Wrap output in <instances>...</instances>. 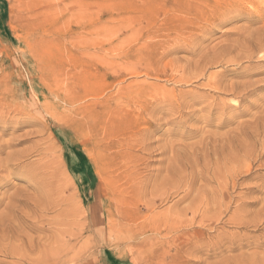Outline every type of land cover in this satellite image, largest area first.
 <instances>
[{
  "label": "rangeland",
  "instance_id": "1",
  "mask_svg": "<svg viewBox=\"0 0 264 264\" xmlns=\"http://www.w3.org/2000/svg\"><path fill=\"white\" fill-rule=\"evenodd\" d=\"M263 3L0 0V264H264Z\"/></svg>",
  "mask_w": 264,
  "mask_h": 264
},
{
  "label": "bare ground",
  "instance_id": "2",
  "mask_svg": "<svg viewBox=\"0 0 264 264\" xmlns=\"http://www.w3.org/2000/svg\"><path fill=\"white\" fill-rule=\"evenodd\" d=\"M258 1H259V0H258ZM246 3H248V2H246ZM246 3H245V4H246ZM258 4H259V3H258ZM263 4H264V3H263ZM258 6H259V5H258ZM258 6H257V7H258ZM235 8H236V7H235ZM234 10H235V9H234ZM259 17H260V16H259ZM263 28H264V27H263ZM249 29H250V28H249ZM259 29H260V28H259ZM255 31H256V30H255ZM255 31H254V32H255ZM251 32H252V31H251ZM254 32H253V34H254ZM259 32H260V30H259ZM255 34H258V31H257V33H255ZM263 34H264V33H263ZM246 35H247V34H246ZM246 35L244 34V38H245V39H244V38H242V39H243V40H246V41H247L246 43H248L249 40H247V38H246L247 36H246ZM259 35H260V34H258V36H259ZM245 36H246V37H245ZM251 36H252V35H251ZM253 36H256V35H253ZM238 39L242 40L241 37H240V38L238 37ZM248 39H249V38H248ZM234 40H235V39H234ZM236 40H237V39H236ZM240 40H239V41H240ZM251 40H252V39H251ZM237 42H238V41H237ZM237 42H236V43H237ZM260 42L263 44V43H264V39H261ZM238 43H239V42H238ZM238 43H237V44H238ZM243 43H244V42H243ZM229 44H233V43L230 42ZM250 44H251L250 47H252V43H250ZM242 45H243V46H242ZM242 45H240V46H241V47H244V44H242ZM250 47H249V49H247V51L251 49ZM254 47H255V46H254ZM252 48H253V47H252ZM220 49H221V47H220ZM220 49H219V50H220ZM245 49H246V48H245ZM211 50H212V49H211ZM217 50H218V49H217ZM219 50H218V51H219ZM221 50H222V49H221ZM221 50H220V51H221ZM227 50H229V49H227ZM232 50L235 51L234 49H232ZM243 50H244V49H243ZM251 50H252V49H251ZM222 51H223V53H224V49H223ZM229 51H230V50H229ZM238 51H239V50H238ZM208 52H210V51H208ZM216 52H217V51H215V54H217V53L220 54V56H219V59H220V57L222 56V54H221L222 52H217V53H216ZM226 52H227V51H226ZM226 52H225V53H226ZM230 52H231V51H230ZM235 52H236V51H235ZM210 53H211V52H210ZM212 53H214V52H212ZM212 53H211V54H212ZM227 53H228V52H227ZM227 53H226V54H227ZM240 53H242V52H240ZM240 53H239V54H240ZM250 53H251V52H250ZM259 53H261V52H259ZM259 53H258V55H259ZM199 54H200V53H199ZM199 54H198V56H199ZM201 54H202V53H201ZM233 54H235V53H233ZM243 54H245V52H244ZM261 54H262V53H261ZM203 55H204V54H203ZM203 55H201V56H203ZM206 55H207V54H205V57H206ZM208 55L210 56V54H208ZM223 55H224V54H223ZM227 55L229 56V54H227ZM211 56H212V55H211ZM215 56H216V55H215ZM217 56H218V55H217ZM224 56H225V58H226V55H224ZM224 56H223V57H224ZM262 56H263V55H262ZM207 57H208V56H207ZM230 57H231V56H230ZM254 57H255V56H254ZM200 58H201V57H200ZM200 58H199V60H200ZM208 58H209V57H208ZM211 58H212V57H211ZM234 58H235V57H234ZM259 58H260V57H259ZM202 59H203V58H202ZM204 59H205V58H204ZM209 59H210V58H209ZM213 59H215V58H212V60H213ZM221 59H222V58H221ZM221 59H220V60H221ZM232 59H233V57H232ZM262 59H263V58H262ZM199 60H198V64H200V65H199V67H200V66H202V65H201V63H199ZM216 60H217V57H216ZM220 60H218V61H220ZM228 60H229V59H228ZM238 60H239V59H238ZM202 61H203V60H202ZM202 61H200V62H202ZM208 61L211 62V60H207V62H208ZM221 61H222V60H221ZM221 61H220V62H221ZM245 61H246V60H245ZM196 62H197V61H196ZM213 62H214V61H213ZM213 62H211V63H213ZM220 62H219V63H220ZM231 62H232V61H231ZM231 62H230V63H231ZM247 62H248V61H247ZM202 63H204V62H202ZM215 63H216V61H215ZM226 63H227V62H226ZM205 64H209V63H206V62H205ZM216 64H217V63H216ZM220 64H221V63H220ZM209 65H210V64H209ZM197 66H198V65H197ZM203 66L205 67V65H203ZM236 66H238V65H236ZM240 66H241V65H240ZM199 67H198V68H199ZM204 67H203V68H204ZM243 67H244V66H243ZM246 67H247V66H246ZM238 68H239V67H238ZM238 68H237V69H238ZM244 68H245V67H244ZM201 70H202V68H201ZM194 71H196V70H194ZM194 71H193V73H195ZM197 71H198V70H197ZM199 71H200V70H199ZM237 71H238V70H237ZM245 71H246V70H245ZM248 71H249V70H248ZM251 72H252V70H251ZM253 72H254V71H253ZM196 73H197V72H196ZM196 73H195V74H196ZM215 73H216V72H215ZM219 73H220V72H219ZM239 73H240V72H239ZM258 73H259V72H258ZM195 74H194V75L191 74V76L193 75V76L195 77V76H196ZM197 74H198V73H197ZM241 74H242V73H241ZM244 74H245V73H244ZM204 75H205V74H204ZM216 75H218V74H216ZM216 75H215V78H214V79L217 78ZM245 75H247V73H246ZM191 76H190V78H193V77H191ZM199 76H200V75H199ZM212 76H214V75H211V78H212ZM240 76H241V75H240ZM243 76H244V75H243ZM202 77H203V76H202ZM202 77H201V78H202ZM218 77H219V76H218ZM246 77H247V76H246ZM185 78H186V77H184V80H185ZM211 78H210V79H211ZM240 78H241V77H240ZM247 78H249V77H247ZM253 78H254V77H253ZM186 79H187V78H186ZM208 79H209V78H208ZM219 79H221V78H219ZM223 79H224V78H223ZM182 80H183V78H182ZM187 80H188V79H187ZM221 80H222V79H221ZM261 80H262V79H261ZM261 80H260V81H261ZM188 81H189V80H188ZM205 81H206V80H205ZM216 81H217V80H216ZM222 81H223V80H222ZM225 81H226V80H225ZM225 81H224V82H225ZM238 81H239V80H238ZM242 81H243V80H242ZM251 81H252V80H251ZM185 82H187V81H185ZM220 82H221V81H219V83H220ZM205 83H206V82H205ZM211 83H212V82H211ZM217 83H218V82H217ZM225 83H226V82H225ZM240 83H241V82H240ZM255 83H257V82H255ZM209 85H211V84L208 83V86H209ZM214 85H215V84H214ZM214 85H213V86H214ZM217 85H218V84H217ZM252 85H253V84H252ZM261 85H262V84H261ZM261 85H260V86H261ZM229 87H230V86H229ZM255 87H256V86H255ZM209 88H210V87H209ZM213 88H215V87H213ZM215 89H216V88H215ZM253 89H254L253 91H255V89H257V88H253ZM218 90H219V89H218ZM248 90H249V89H248ZM250 90H251V89H250ZM147 92H148V90H147ZM172 92H173V90H172ZM244 92H245V91H244ZM247 92H248V91H247ZM257 92H258V90H257ZM150 93H151V92H150ZM163 93H165V92H163ZM175 93H176V92H175ZM147 94H148V93H147ZM166 94H167V93H166ZM181 94H182V92H181ZM244 94H245V93H244ZM254 94H255V93H254ZM148 95H149V94H148ZM148 95H147V97H148ZM156 95H157V94H156ZM156 95H155V96H156ZM159 95H160V94H159ZM182 95H184V94H182ZM145 96H146V95H145ZM169 96H170V95H169ZM188 96H189V95H188ZM224 96H225V95H224ZM240 96H241V95H240ZM245 96H246V94H245ZM245 96H244V97H245ZM161 97H162V95H161ZM165 97H166V96H165ZM191 97H192V95H191ZM227 97H228V96H227ZM148 98H149V97H148ZM171 98H172V97H171ZM171 98H170V99H171ZM189 98H190V97H189ZM196 98H197V97H196ZM232 98H233V97H232ZM238 98H239V97H238ZM247 98H248V97H247ZM149 99H150V98H149ZM162 99H163V98H162ZM173 99H174V98H173ZM194 99H195V98H194ZM147 100H148V99H147ZM153 100H154V99H153ZM153 100H152V101H153ZM156 100H157V99H156ZM174 100H175V99H174ZM222 100H223V99H222ZM237 100H239V99H237ZM237 100H236V101H237ZM169 101H170V100H169ZM171 101H172V100H171ZM175 101H176V100H175ZM175 101H172V102H175ZM192 101H193V100H192ZM239 101H240V100H239ZM239 101H238V102H239ZM241 101H243V100H241ZM241 101H240L239 103H241ZM153 102H154V101H153ZM159 102H160V98H159ZM159 102H158V103H159ZM176 102L178 103V100H177ZM194 102H195V101H194ZM201 102H202V101H201ZM218 102H219V101H218ZM222 102H223V101H220V104H221ZM230 102H231V101H230ZM230 102H229V103H230ZM198 103H199V102H198ZM198 103H197V104H198ZM211 103H212V102H211ZM232 103H233V102H232ZM153 104H155V103H153ZM192 104H193V103H192ZM209 104H210V103H209ZM215 104H216V103H215ZM226 104H227V102H226ZM176 105H177V104H176ZM194 105H195V104H194ZM202 105H203V104H202ZM202 105H201V106H202ZM213 105H214V104H213ZM213 105H212V106H213ZM218 105H219V103H218ZM218 105H217V106H218ZM223 105H224V102H223ZM229 105L231 106V104H229ZM232 105H233V104H232ZM150 106H151V105H150ZM152 106H153V105H152ZM156 106H157V105H156ZM168 106H170V105H168ZM201 106H200V107H201ZM207 106H208V105H207ZM207 106H206V108H209V107H207ZM210 106H211V104H210ZM157 107H158V106H157ZM188 107H189V106H188ZM228 107H229V106H228ZM147 108H148V107H147ZM161 108H162V107H161ZM204 108H205V107H204ZM214 108H215V107H214ZM219 108H220V107H219ZM221 108H222V107H221ZM231 108H232V107H231ZM234 108H235V107H234ZM90 109H91V108H90ZM138 109H139V108H138ZM138 109H136V110L138 111ZM165 109H166V108H165ZM178 109H179V108H178ZM147 110H148V109H147ZM157 110L161 111L160 109H157ZM163 110H164V109H162V111H163ZM168 110H169V109H168ZM201 110H203V109L201 108ZM227 110H228V109H227ZM230 110H232V109H230ZM0 111H1V107H0ZM87 111H88V110H87ZM120 111H121V110H120ZM143 111H144V110H143ZM143 111H142V112H143ZM164 111H165V110H164ZM198 111H199V110H198ZM2 112H3V111H2ZM92 112H94V111H92ZM95 112H96V111H95ZM126 112H127V111H126ZM130 112H131V111H130ZM226 113H227V112H226ZM88 114H91V113H88ZM88 114H87V115H88ZM100 114H101V113H100ZM100 114H98V117L100 116ZM125 114H126V113H125ZM135 114H136V113H135ZM181 114H182V113H181ZM93 115H94V114H93ZM101 115H102V114H101ZM187 115H188V114H187ZM205 115H206V114H205ZM207 115H208V114H207ZM122 116H123V115H122ZM124 116H125V115H124ZM136 116H137V115H136ZM136 116H135V117H136ZM148 116H149V115H148ZM106 117H107V116H106ZM108 117H109V116H108ZM185 117H187V116H185ZM89 118H90V117H89ZM128 118H129V117H128ZM130 118H131V117H130ZM104 119H105V118H104ZM88 120H89V119H88ZM99 120H100V119H99ZM102 120H103V119H102ZM102 120H101V121H102ZM107 120H110V118L107 119ZM136 120H137V119H136ZM227 120H228V119H227ZM2 121H3V120H2ZM95 121H96V117H95ZM164 121H165V120H164ZM82 122L84 123V121H82ZM85 122H86V120H85ZM96 122H97V121H96ZM138 122H139V121H138ZM144 122H145V121H144ZM149 122H150V121H149ZM110 123H111V122H110ZM145 123H146V122H145ZM263 123H264V122H263ZM1 124H2V122H1ZM85 124H86V123H85ZM96 124H99V123H96ZM103 124H104V121H103ZM105 124H106V123H105ZM107 124H108V123H107ZM158 124H160V123H158ZM220 124H221V123H220ZM248 124H250V123H248ZM248 124H247V125H248ZM256 124H258V123H256ZM4 125H5V124H4ZM101 125H102V124H101ZM111 125H112V124H111ZM111 125L109 124V125H107V126L110 127ZM222 125H223V124H222ZM83 126H84V125H83ZM88 126H89V125H88ZM105 126H106V125H105ZM217 126H218V125H217ZM256 126H257V125H256ZM260 126H263V125L260 124ZM102 127H103V126H102ZM248 127H249V125H248ZM110 128H111V127H110ZM110 128H109V129H110ZM148 128H149V127H148ZM242 128H243V127H242ZM252 128H253V127H252ZM93 129H94V127H93ZM99 129H101V128H99ZM254 129H255V128H254ZM132 130H133V129H132ZM139 130H140V129H139ZM255 130H256V129H255ZM260 130H261V129H260ZM106 131H108V129H107ZM109 131H110V130H109ZM141 131H142V130H141ZM148 132H149V131H148ZM150 132H151V131H150ZM250 132H251V131H250ZM257 132H259V131H257ZM106 133H107V132H106ZM131 133H132V132H131ZM215 134H216V133H215ZM251 134H252V133H251ZM259 134H260V132H259ZM104 135H105V134H103V136H104ZM152 135H153V134H152ZM152 135H151V136H152ZM221 135H222V134H221ZM249 135H250V134H249ZM109 136H110V135H109ZM138 136H141V135H138V134L136 133V135H134V134H133V135H132V134H129V135L123 136L120 140H116V142L111 141L112 143H110V142H109L110 144L107 143V144H108L107 147H113V148H114V145L116 146V144H118V145H125V147H126V145H127V146H129V149H130L131 144H132L131 142H132V141H135V142H136ZM218 136H219V135H218ZM223 136H225V135H223ZM252 136H253V134H252ZM88 137H89V136H88ZM88 137H87V138H88ZM97 137H98V136H97ZM105 137H106V136H105ZM205 137H206V136H205ZM98 138H100V137H98ZM98 138H97V140H98ZM142 138H143V137H142ZM142 138H141V140H142ZM218 138H219V137H218ZM224 138H225V137H224ZM224 138H222V139H224ZM226 138H227V137H226ZM255 138H256V137H255ZM95 139H96V138H95ZM95 139H91V140L94 141ZM105 139H106V138H105ZM109 139H110V138H109ZM118 139H119V138H118ZM145 139H146V138H145ZM145 139H144V140H145ZM151 139H152V138H151ZM214 139H216V137H214ZM220 139H221V137H220ZM222 139H221V140H222ZM227 139H228V138H227ZM259 139H260V138H259ZM10 140H11V139H10ZM103 140H104V139H103ZM106 140H107V139H106ZM211 140H213V139H211ZM218 140H219V139H218ZM225 140H226V139H225ZM225 140H224V141H225ZM250 140H251V139H250ZM255 140H256V139H255ZM263 140H264V139H263ZM95 141H96V140H95ZM108 141H109V140H108ZM148 141H149V140H148ZM214 141H216V140H214ZM251 141H252V140H251ZM259 141H261V140H259ZM1 142H2V141H1ZM3 142H5V141H3ZM6 142H7V141H6ZM97 142H98V141H97ZM97 142H96V143H97ZM139 142H140V141H139ZM143 142H144V141H143ZM145 142H146V141H145ZM248 142H249V140H248ZM254 142H255V141H254ZM254 142H253V144H256V143H257V142H256V143H254ZM9 143H11V142L9 141ZM242 143H244V142H242ZM258 143H259V142H258ZM6 144H7V143H6ZM100 144H101V143H100ZM102 144H103V143H102ZM102 144H101V145H102ZM133 144H134V143H133ZM137 144H138V142H137ZM137 144H136V145H137ZM140 144H141V143H140ZM148 144H149V143H148ZM231 144H232V143L230 142V145H231ZM244 144H245V143H244ZM105 145H106V144H104L103 146H105ZM143 145H144V144H143ZM133 146H134V145H133ZM170 146H171V145H170ZM175 146H176V145H175ZM225 146H226V145H225ZM250 146H251V145H250ZM9 147H10V144H9ZM98 147H100V146H98ZM117 147H118V146H117ZM121 147H122V146H121ZM221 147H222V146H221ZM231 147H232V146H231ZM231 147H230V148H231ZM113 148H112V149H113ZM115 148H116V147H115ZM115 148H114V150H115ZM138 148H139V147H138ZM140 148H141V147H140ZM164 148H165V147H164ZM223 148H224V147H223ZM223 148H222V149H223ZM227 148H228L227 150H229V147H228V146H227ZM233 148H234V147H233ZM243 148H244V147H243ZM8 149H10V148H8ZM102 149L104 150V148H102ZM119 149H120V148H118V150H119ZM121 149H122V148H121ZM129 149H128V147H127V148H125V149H122L123 151L119 150V151H116V152H113V151H112V152L114 153V155H117V157H118V156H125V154H126V152H127L126 150H129ZM143 149H144V148H143ZM143 149H142V151H143ZM146 149H147V148H146ZM220 149H221V148H220ZM222 149H221V151H222ZM251 149H252V148H251ZM261 149H262V147H261ZM1 150H2V148H1ZM10 150H11V149H10ZM100 150H101V149H100ZM110 150H111V149H110ZM140 150H141V149H140ZM163 150H164V149H163ZM178 150H179V149H178ZM242 150H243V149H242ZM255 150H256V149H255ZM108 151H109V150H108ZM168 151H169V150H168ZM231 151H232V148H231ZM222 152H224V151H222ZM229 152H230V151H229ZM229 152H228V153H229ZM249 152H250V151H249ZM252 152H253V150H252ZM110 153H111V152H110ZM228 153H223V154H224L223 156H225V154L227 155ZM237 153H238V152H237ZM243 153H244V152H243ZM243 153H242V154H243ZM261 153H264V151H263V152L261 151ZM103 154H104V153H103ZM230 154H231V153H230ZM238 154H239V153H238ZM250 154H251V152H250ZM109 155H112V154H109ZM109 155H108V154H105V155H104V158L107 160L108 157H109ZM126 155H127V154H126ZM130 155H131V154H130ZM133 155L135 156V154H133ZM137 155H138V154H136V156H137ZM168 155H169V154H168ZM219 155H220V154H219ZM239 155H240V154H239ZM256 155H257V154H256ZM131 156H132V155H131ZM171 156H172V155H171ZM220 156H221V155H220ZM223 156H222V157H223ZM240 156H241V155H240ZM19 157H21L20 154H16L15 152H9V155L5 157V161H4L3 163H8V162H9V169H10V168H12L13 165H18V164H17V161H19ZM228 157H229V156H227L226 158H228ZM253 157H254V155H253ZM239 158H240V157H239ZM118 159H119V158H118ZM127 159H128V158H127ZM130 159H131V158H130ZM133 159H134V158H133ZM133 159H131V160H133ZM135 159H136V158H135ZM233 159H234V158H233ZM235 159H236V158H235ZM241 159H242V158H241ZM115 160H116V159H115ZM131 160H130V161H131ZM138 160H139V159H138ZM138 160H136V161H138ZM172 160H173V157H172ZM238 160H239V159H238ZM110 161H112V160H110ZM113 161H114V160H113ZM121 161H122V160H121ZM121 161H120V162H121ZM126 161H127V160H126ZM130 161H129V162H130ZM236 161H237V160H236ZM103 162H104V160H103ZM105 162H106V161H105ZM123 162H124V160H123ZM134 162H135V161H134ZM139 162H141V160H139ZM233 162H234V161H233ZM126 163H128V162H126ZM126 163H125V165H126ZM166 163H168V162H166ZM117 164H119V163L117 162ZM117 164L114 163V165H112V164H111V165H112V166H115V165H117ZM225 164H226V162H225ZM5 165H6V164H4V166H5ZM120 165H121V164H120ZM138 165H139V164H138ZM164 165H165V164H164ZM226 165H227V164H226ZM2 166H3V164H0V168H1ZM109 166H110V165H109ZM169 166H170V165H169ZM228 166H229V164H228ZM232 166H233V165H232ZM234 167H235V166H234ZM103 168H104V167H103ZM103 168H102V169H103ZM120 168H121V167H120ZM124 168H127V166H126V167L124 166ZM135 168H136V166H135ZM165 168H166V166H165ZM167 168H168V167H167ZM192 168H193V167H192ZM205 168H206V167H205ZM221 168H222V165H221ZM17 169H18V168H17ZM114 169H115V168H114ZM114 169H113V170H114ZM117 169H118V167H117ZM127 169H132V168H129V166H128ZM161 169H162V168H161ZM201 169H202V168H201ZM223 169H224V167H223ZM4 170H5V169H4ZM19 170H20V168H19ZM123 170H124V169H123ZM123 170H121V171L123 172ZM133 170H134V169H133ZM164 170H165V169H164ZM198 170H199V168H198ZM230 170H231V169H230ZM247 170H248V169H247ZM249 170H250V168H249ZM8 171H9V170H8ZM12 171H14V170H12ZM103 171H104V170H103ZM103 171H102V172H103ZM114 171H115V170H114ZM121 171H120V172H121ZM125 171H126V169H125ZM125 171H124V173H125ZM127 171H128V170H127ZM127 171H126V172H127ZM136 171H137V170H136ZM136 171H135V172H132V170H131V175H132L133 173L135 174ZM161 171H162V170H161ZM195 171H196V170H195ZM202 171H203V169H202ZM202 171H200V172L202 173ZM205 171H206V170H205ZM213 171H214V170H213ZM216 171H217V170H216ZM222 171H223V170L219 171V174H220V172H222ZM17 172H18V171H17ZM177 172H178V171H177ZM223 172H225V170H224ZM230 172H231V171H230ZM246 172H247V171H246ZM129 173H130V172H129ZM167 173H168V171H167ZM194 173H195V172H194ZM217 173H218V172H217ZM5 174H6V172H5ZM8 174H9V173H8ZM25 174H26V173H25ZM117 174H118V173H117ZM176 174H178V173H176ZM191 174H192V173H191ZM195 174H196V173H195ZM203 174H204V173H203ZM228 174H229V173H228ZM233 174H234V173H233ZM36 175H37V174H36ZM119 175H120V174H119ZM136 175H137V174H136ZM136 175H135V176H136ZM184 175H185V174H184ZM184 175H183V176H184ZM188 175H189V174H188ZM188 175H187V176H188ZM2 176H3V175H2ZM21 176H22V175H21ZM28 176L30 177L31 175L28 174ZM132 176H133V178H134V175H132ZM192 176H193V175H192ZM192 176H191V177H192ZM199 176H200V175H199ZM234 176H235V175H234ZM234 176H233V178H235ZM22 177H23V176H22ZM26 177H27V174H26ZM99 177H100V176H99ZM127 177H128V179L130 178V175H129L128 173H127ZM136 177H137V176H136ZM193 177H194V176H193ZM201 177H202V176H201ZM212 177H213V176H212ZM118 178H119V176H118ZM133 178H132V179H133ZM137 178H138V177H137ZM143 178H145V177H143ZM185 178H186V176H185ZM188 178H189V177H188ZM226 178H227V177H226ZM159 179H161V178H159ZM180 179H181V178H180ZM102 180H103V179H102ZM129 180H130V179H129ZM133 180H135V179H133ZM136 180H137V179H136ZM142 180H143V179H142ZM157 180H158V179H157ZM178 180H179V179H178ZM225 180H226V179H225ZM45 181H46V180H45ZM103 181H106V182H104V183L109 185V183L112 184L113 178H110L109 176H107V178H105V180H103ZM138 181H141V178H140V180H138ZM144 181H145V180H144ZM229 181H230V180H229ZM130 182H131V180H130ZM133 182H134V181H133ZM145 182H146V181H145ZM149 182H150V181H149ZM149 182H148V183H149ZM153 182H154V181H153ZM153 182L151 181V183L153 184V187H154V183H153ZM162 182H163V181H162ZM219 182H220V181H219ZM146 183H147V182H146ZM151 183H150V184H151ZM157 183H159V182H158V181L156 182V185H157V187H158L159 184H157ZM160 183H161V182H160ZM134 184L136 185L137 183H133V185H134ZM138 184H139V183H138ZM141 184H142V181H141ZM141 184H140V186H141V188H142V185H141ZM143 184H144V183H143ZM192 184H193V183H192ZM229 184H230V183H229ZM55 185H56V184H55ZM179 185H183V184H179ZM187 185H188V184H187ZM216 185H217V184H216ZM39 186H40V185H39ZM39 186H37V187H39ZM43 186H44V185H43ZM103 186H104V185H103ZM129 186H130V185H129ZM137 186H138V185H137ZM143 186H144V185H143ZM193 186H194V185H193ZM31 187H32V186H31ZM40 187H41V186H40ZM111 187H112V186H111ZM145 187H146V186H145ZM145 187H144V189H145V191H146L147 189H146ZM149 187H150V185H149ZM149 187H148V188H149ZM157 187H156V188H157ZM184 187H185V185H184ZM223 187H224V186H223ZM227 187H228V185H227ZM34 188H35V187H34ZM129 188H130V187H129ZM134 188L136 189V186H135V187H132V190H133ZM138 188H139V186H138ZM138 188H137L136 191H138L140 195H139L138 193H137V195L141 197V194H142V193L140 192L141 189H138ZM162 188H163V187H162ZM178 188H179V186H178ZM199 188H200V187H198V189H199ZM202 188H203V187H202ZM209 188H210V187H209ZM225 188H226V187H225ZM125 189H126V188H125ZM150 189H151V188H150ZM159 189H160V188H159ZM182 189H183V188H182ZM195 189H196V188H195ZM215 189H216V188H215ZM218 189H219V188H218ZM39 190H40V188H39ZM109 190H110V189H109ZM153 190L155 191L154 188H153ZM160 190H161V189H160ZM225 190H226V189H225ZM105 191H106V190H105ZM116 191H117V190H116ZM122 191H124V190H122ZM148 191H150V190L148 189ZM188 191H189V190H188ZM211 191H212V190H211ZM214 191H215V192H213V191H212V192H213V193H216V190H214ZM221 191H222V190H221ZM226 191H229V190L227 189ZM102 192H103V191H102ZM224 192H225V191H224ZM130 193H131V192H130ZM154 193H155V192H154ZM187 193H188V192H187ZM189 193H190V192H189ZM210 193H211V192H210ZM226 193H227V192H226ZM128 194H129V193H128ZM132 194H133V193H132ZM197 194H198V193H197ZM40 195H41V194H40ZM104 195H105V194H104ZM104 195H103V198L105 197ZM144 195H145V194H144ZM144 195L142 194V196H144ZM148 195H149V194H148ZM150 195H151V194H150ZM159 195H160V194H159ZM187 195H188V194H187ZM187 195H186V196H187ZM201 195H202V194H201ZM204 195H205V194H204ZM220 195H221V194H220ZM122 196H124V195H122ZM183 196H185V195H183ZM226 196H227V194H226ZM54 197H56V195H55ZM140 197H136L135 199L138 198L137 200H138V202H140V201H139V198H140ZM214 197H215V196H214ZM116 198H117V197H116ZM132 198L134 199V197H132ZM143 198H146V197H141V199H143ZM149 198H150V197H149ZM151 198H152V197H151ZM183 198H184V197H183ZM220 198H221V197H220ZM23 199H24V198H23ZM128 199H129V198H128ZM184 199H185V198H184ZM210 199H211V198H210ZM148 200H149V199H148ZM150 200H151V199H150ZM198 200H199V199H197V202H198ZM201 200H202V199H201ZM226 200H227V199H226ZM16 201H17V199H16ZM22 201H23V200H22ZM102 201H103V200H102ZM119 201H120V203H121V202H122V203H127V202H128L127 199H122V198H121V199L119 198ZM143 201H144V200H143ZM207 201H208V200H207ZM207 201H206V202H207ZM209 201H211V200H209ZM13 202H14V201H13ZM13 202H11V204H12ZM29 202H30V201H29ZM115 202H116V201H115ZM146 202H147V201H146ZM146 202L144 203V205L146 204ZM148 202H149V201H148ZM197 202L195 203V201H194L195 204H197ZM201 202H202V201H201ZM212 202H213V200H212ZM14 203H15V202H14ZM25 203H26V202H25ZM141 203H143V202H140V204H141ZM192 203H193V202H192ZM202 203L204 204V201H203ZM222 203H223V202H222ZM226 203H227V202H226ZM22 204H23V203H22ZM26 204H27V203H26ZM100 204H101V203H100ZM128 204H129V202H128ZM132 204H133V202H132ZM205 204H206V203H205ZM215 204H216V203H215ZM215 204H214V205H215ZM108 205H109V204H108ZM117 205L119 206V203H117ZM135 205H136V204H135ZM135 205H134V206H135ZM142 205H143V204H142ZM142 205H141V206H142ZM148 205H149V204H148ZM225 205H226V204H225ZM12 206H13V205H12ZM111 206H112V205H111ZM115 206H116V204H115ZM118 206H117V207H118ZM125 206H126V205H125ZM125 206H124V208H125ZM134 206H133V207H134ZM151 206L153 207V205H151ZM189 206H190V205H189ZM191 206H192V205H191ZM197 206H198V205H197ZM199 206H202V205H199ZM207 206H208V205H207ZM209 206L211 207L212 204H210ZM209 206H208V207H209ZM215 206H216V205H215ZM17 207H18V206H17ZM32 207H33V206H32ZM126 207H128V206H126ZM130 207H131V206H129L128 208H130ZM145 207H146V206H145ZM145 207H143V208H145ZM147 207H148V206H147ZM203 207H204V206H203ZM212 207H213V206H212ZM122 208H123V207H122ZM131 208H132V207H131ZM134 208H135V207H134ZM150 208H151V207H150ZM214 208H215V207H214ZM136 209H137V208H136ZM146 209H147V208H146ZM148 209H149V208H148ZM188 209H189V207L187 208V210H188ZM193 209H194V208H193ZM203 209H204V208H203ZM210 209H213V208H210ZM220 209H221V208H220ZM104 210H105V209H104ZM109 210H110V209H109ZM111 210L113 211L114 209L111 208ZM111 210H110V211H111ZM115 210H116V209H115ZM134 210H135V209H134ZM138 210H139V209H138ZM195 210H197V208H195L194 211H195ZM208 210H209V208H208ZM208 210L206 209V212H207ZM106 211H107V210H106ZM116 211H117V210H116ZM135 211H136V210H135ZM135 211H134V212H135ZM194 211H192L191 213H193ZM209 211H210V210H209ZM103 212H104V211H103ZM107 212H108V211H107ZM180 212H182V211H180ZM196 212H197V211H196ZM201 212H202V211H201ZM201 212L198 213V216H199V214H201ZM115 213H116V212H115ZM123 213H124V212H123ZM123 213H122V215H123ZM132 213H133V212H132ZM137 213H138V212H137ZM102 214H103V213H102ZM178 214H181V213L178 212ZM184 214H185V213H184ZM207 214H208V212H207ZM100 215H101V214H100ZM107 215H108V214H107ZM142 215H143V214H142ZM202 215H205L204 212H202ZM202 215H201V216H202ZM113 216H114V215H113ZM139 216L141 217V215H139ZM144 216H145V214H144ZM155 216H156V215H155ZM160 216H161V215H160ZM169 216H170V215H169ZM171 216H174V215L171 214ZM171 216H170V217H171ZM192 216H193V215H192ZM194 216H195V215H194ZM107 217H109V216H107ZM122 217H123V216H122ZM122 217H120L119 220H121ZM142 217H143V216H142ZM178 217L181 218L180 215H179ZM199 217H200V216H199ZM127 218H129V217H127ZM131 218H132V217H131ZM131 218H129V220H130ZM168 218H169V217H168ZM191 218H192V217H191ZM105 219H106V218H105ZM122 219H123V218H122ZM132 219H133V218H132ZM137 219H139V218H137ZM172 219L176 220L177 218H176V219H175V218H172ZM192 219H193V218H192ZM199 219H200V218H199ZM113 220H115V219H113ZM119 220L117 219V221H119ZM129 220L126 219V220H124V221H129ZM167 220H168V219H167ZM169 220H170V218H169ZM169 220H168V221H169ZM174 220H172V222H173ZM195 220H196V219H195ZM195 220H194V221H195ZM99 221H102V220H99ZM108 221H109V220H108ZM131 221L133 222L134 220H131ZM136 221H137V220H136ZM181 221H184V219H182ZM187 221H189V220H187ZM187 221H185V222L187 223ZM201 221H202V220H201ZM215 221H216V220H215ZM115 222H116V221H115ZM138 222L140 223V221H137V223H138ZM161 222H163V221H161ZM172 222H171V223H172ZM185 222H182V224L185 223ZM202 222H203V221H202ZM211 222H212V221H211ZM110 223H111V222H110ZM113 223H114V221H113ZM133 223H134V222H133ZM145 223H146V222H145ZM148 223H149V222H148ZM174 223H175V221H174ZM186 223H185V224H186ZM188 223H190V221H189ZM200 223H201V222H200ZM200 223H198V224H200ZM122 224H123V223H122ZM149 224H150V223H149ZM192 224H193V223H192ZM202 224H203V223H202ZM112 225H114V224H112ZM115 225H116V223H115ZM145 225L147 226L148 224L146 223ZM162 225H163V224H162ZM168 225H169V223H168ZM170 225H171V224H170ZM173 225H175V224H173ZM176 225H178V223H177ZM180 225H181V223H180ZM180 225H179V226H180ZM186 225H187V224H186ZM110 226H111V225H110ZM110 226H109V227H110ZM150 226H151V225H150ZM150 226H148V227H150ZM154 226H155V225H154ZM165 226H166V225H165ZM179 226H178V227H179ZM184 226H185V225H184ZM187 226H188V225H187ZM114 227H115V226H114ZM130 227H132V226H130ZM144 227H145V226H144ZM144 227H143V228H144ZM159 227H162V226H159ZM175 227H176V226H175ZM185 227H186V226H185ZM110 228H111V227H110ZM137 228H138V227H137ZM137 228H136V229H137ZM145 228H146V227H145ZM150 228H151V227H150ZM163 228H164V227H163ZM173 228H174V226H173ZM146 229H147V228H146ZM152 229H154V227H152ZM160 229H162V228H160ZM165 229H169V228H165ZM182 229H183V228H182ZM120 230H121V229H120ZM126 230H127V229H126ZM138 230H139V229H138ZM138 230H137V231H138ZM142 230H143V229H142ZM147 230H149V228H148ZM163 230H164V229H163ZM163 230H161V231H163ZM118 231H119V230H118ZM130 231H132V230H130ZM143 231H144V230H143ZM165 231H166V230H165ZM165 231H163V232H165ZM173 231H174V230H173ZM127 232H129V231H127ZM141 232H142V231H141ZM150 232H151V231H149V233H150ZM120 233H121V232H120ZM132 233H133V232H132ZM136 233H137V232H136ZM138 233H139V232H138ZM143 233H145V232H143ZM147 233H148V232H147ZM151 233H152V232H151ZM151 233H150V234H151ZM157 233H158V232H157ZM118 234H119V233H118ZM123 234H127V233H123ZM128 234H129V233H128ZM128 234H127V235H128ZM154 234H155V232H154ZM129 235H130V234H129ZM148 235H149V234H148ZM157 235H161V234L158 233ZM164 235H165V234H164ZM121 236H122V235H121ZM125 236H126V235H125ZM146 236H147V235H146ZM154 236L156 237V235H154ZM154 236H153V237H154ZM162 236H163V233H162ZM158 237H159V236H158ZM158 237H156V238H158ZM163 237H164V236H163ZM122 238H123V237H122ZM148 238H149V237H148ZM150 238H151V237H150ZM159 238H160V237H159ZM151 239H152V238H151ZM175 240H176V239H175ZM198 241H199V240H198ZM198 241H197V243H198ZM156 242H157V241H156ZM67 243H68V242H67ZM194 243H195V241H194ZM207 243H208V242H207ZM188 244H189V243H188ZM190 245H191V244H190ZM194 245H195V244H194ZM196 245H197V244H196ZM192 247H193V245H192ZM189 248H190V247H189ZM67 255H68V254H67ZM65 256H66V255H65ZM58 259H59V258H58ZM74 259H75V258H74ZM144 259H145V258H144ZM58 261H59V260H58Z\"/></svg>",
  "mask_w": 264,
  "mask_h": 264
}]
</instances>
